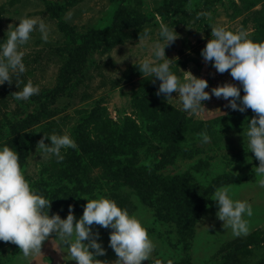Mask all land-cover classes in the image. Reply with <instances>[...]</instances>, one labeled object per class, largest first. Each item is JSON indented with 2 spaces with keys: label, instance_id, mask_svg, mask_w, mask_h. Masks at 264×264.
I'll use <instances>...</instances> for the list:
<instances>
[{
  "label": "rangeland",
  "instance_id": "1",
  "mask_svg": "<svg viewBox=\"0 0 264 264\" xmlns=\"http://www.w3.org/2000/svg\"><path fill=\"white\" fill-rule=\"evenodd\" d=\"M25 15L43 19L50 27L49 38L42 40L34 30L20 46L25 71L12 74V83L0 84V144L8 145L20 117L30 120L19 130L26 134L20 167L30 186L51 200L49 215L64 218L72 205L79 218L86 198L104 195L140 217L146 227L153 247L141 264H264V189L258 187L253 168L259 161L245 135L246 123L256 113L250 107L231 109L226 99L211 94L218 84L240 82L230 70L218 72L201 55L212 25L243 28L254 40H264V0H0V40L6 39L9 24L17 25ZM162 23L177 34L165 46L171 69L181 79L190 71L208 81L210 98L202 101L201 110H184L175 90L168 99L157 95L159 79L138 69L152 55L153 42L161 39ZM146 28L150 38L139 40ZM29 79L39 85V92L16 100V82L22 87ZM168 108L185 119L171 123L172 138L161 122L172 121L175 113ZM107 119L120 128L106 136L108 147L119 154L113 155L111 166L85 160L77 171L85 181L77 186L71 160L82 152L80 143L86 145L88 137L96 140L98 127ZM125 120L129 127L132 121L140 124L142 134L128 146ZM201 132L208 135L207 142H201ZM53 133H68L76 142L72 152L71 147L62 149L66 163L36 150L41 137ZM128 172L141 173L137 180L142 183L115 178ZM220 186L251 205L252 215H244L246 235H234L217 218L212 196ZM90 227L105 249L96 259L115 264L118 257L108 243L111 229L95 223ZM0 264L77 262L50 233L41 252L27 258L17 244L0 240Z\"/></svg>",
  "mask_w": 264,
  "mask_h": 264
},
{
  "label": "clouds",
  "instance_id": "2",
  "mask_svg": "<svg viewBox=\"0 0 264 264\" xmlns=\"http://www.w3.org/2000/svg\"><path fill=\"white\" fill-rule=\"evenodd\" d=\"M70 17L71 13H68L66 18ZM18 20L15 26L9 24L6 39L0 40V84L12 83V74L25 71L20 46L31 39L34 30L40 32L42 40L49 38L50 27L43 19L25 15ZM158 35L161 39L153 42L152 55L143 58L139 71L142 75L159 79L157 95L163 93L168 99L175 90L184 110L196 112L205 108L202 101L210 98L209 91L205 90L208 81L190 71H184L188 73L184 79L179 78L170 67L171 59L165 55V46L177 38L174 27L162 23ZM149 38L147 28L142 36L139 34V40ZM201 55L218 72L230 70L232 78L240 82L239 86L227 81L218 84L211 88V94L226 99V106L231 109L243 112L250 107L256 113L246 123L245 135L249 149L259 161L253 168L254 174L260 178L258 187L264 189V40H254L243 28L231 30L225 25H212L211 37L201 49ZM164 57L167 58L161 59ZM16 85L18 90L12 93L18 101L39 92V85L33 84L31 79L22 87L17 82ZM198 135L202 137L201 142L209 140L204 132ZM45 137L49 143H45ZM37 147L59 161L64 159L62 149L76 148L77 145L68 133H53L44 134L37 142L36 150ZM212 198L218 205L216 216L223 221L222 226L230 227L234 235H246L248 221L244 215H252L251 205L234 199L227 186L217 187ZM50 203L51 200L30 186L21 171L18 152L7 144H0V240L17 244L27 258L41 252L42 242L50 233H55L77 264H108L96 259L105 249L95 238L99 233H93L90 227L95 223L111 229L108 243L118 257L115 264H141L148 258L153 243L146 227L140 217L130 214L114 199L104 195L86 198L79 218L74 216L72 205L64 218L58 213L49 215Z\"/></svg>",
  "mask_w": 264,
  "mask_h": 264
},
{
  "label": "trees",
  "instance_id": "3",
  "mask_svg": "<svg viewBox=\"0 0 264 264\" xmlns=\"http://www.w3.org/2000/svg\"><path fill=\"white\" fill-rule=\"evenodd\" d=\"M36 99V97H35ZM38 99V98H37ZM42 105V104H41ZM39 110H41V107L39 105ZM169 112L175 113L172 114L173 119L172 121L170 120H165L164 118L161 120V122L165 125L164 127V132L165 135L168 137L174 136L173 133L171 132V130H173L171 123L173 121H180L182 122V120H185L183 117V114H181L179 111L177 110H173V109H169ZM40 111H38L36 114H38ZM153 113H156L155 111H152ZM29 119H25V118H21L17 120V122L15 123V128L16 131L14 132V135L12 136V138L9 139L8 141V146L12 147L14 150H16L18 152L19 155V164L20 166H22L24 164V160H25V156H26V151L24 150V137H26L25 132H21L19 130L23 129L25 123L28 124L29 123ZM126 120L123 123V126H125V128L128 126L127 123H125ZM129 122V121H128ZM131 122V121H130ZM184 122H187L184 121ZM116 124V123H115ZM114 123H111L108 119L106 121L103 122V125L101 127H98V132L99 134L97 136H95L96 140L92 141L91 139H89V137L87 138L88 142L87 144H82L80 143V146L83 147L82 148V152L78 153L77 156L72 159V163L74 161V165L72 166V170L75 171L74 177H75V184L77 186H81L84 184L85 178L84 177H78L77 175V171L80 168V166L84 165L85 160L89 159L90 161H95L99 162L98 164H101L102 162H105L108 165H113L112 162L113 159V155H118L119 153H117L116 151L112 150L111 148L108 147V144L106 143V136L108 134H113L114 132H116V129L119 127L114 128L113 125H115ZM162 125V124H161ZM118 126V125H117ZM131 127V128H130ZM130 127H129V131L125 132L127 137L130 140H137V137L141 138L142 134H141V130H140V124H137L136 121H132V124L130 123ZM124 128V127H122ZM120 129V128H119ZM18 130V131H17ZM122 132H119V135ZM94 138V136H93ZM126 142V146H128L129 144H133V142ZM143 143H141L140 145H142ZM69 152H72V148L69 149ZM66 158H68L67 155H65ZM63 162L66 163V161L63 159ZM153 170V169H152ZM128 171V170H127ZM151 171V170H150ZM119 175V174H117ZM115 176V175H114ZM115 178H119L125 182H133L135 183V185H138L140 183H142L140 180L137 179H142V174H134L133 176L130 174V172H128L127 174H125L124 176H122L121 178L119 176H115ZM181 180V179H179ZM180 183V182H179ZM144 185L148 186L150 185L149 183H147L145 181ZM175 187H178V183H175Z\"/></svg>",
  "mask_w": 264,
  "mask_h": 264
}]
</instances>
